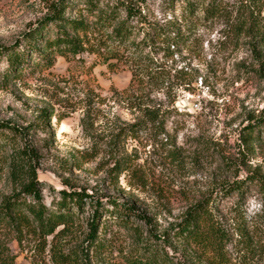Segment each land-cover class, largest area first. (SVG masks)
Returning <instances> with one entry per match:
<instances>
[{
  "label": "rangeland",
  "instance_id": "1",
  "mask_svg": "<svg viewBox=\"0 0 264 264\" xmlns=\"http://www.w3.org/2000/svg\"><path fill=\"white\" fill-rule=\"evenodd\" d=\"M51 1L0 0V49L21 39L46 15ZM99 1L106 5L111 0ZM125 1L140 7L149 21L175 20L185 33L169 59L173 87L167 94H153L163 109L172 110L164 115L163 130L116 138L118 129L133 123L137 113L118 94L128 87L131 69L124 64L111 68L105 62L113 53L110 42L103 54L83 53L70 60L57 56L50 68L36 66L34 57L22 76L2 81L0 121L19 127L21 143L38 154L35 165L47 206L59 199L63 188H84L148 218L149 223L130 215L125 222L114 219L106 231L100 226L102 246L92 249V264H135L144 253L143 243H156L155 236L181 222L194 204L211 199L214 217L229 235V262L264 264V250L249 251L238 242L240 216L235 215L239 202L247 223L261 213L264 199L258 186L245 184L241 200L238 192H227L233 181L255 173L264 176V126L245 131L249 123L264 118V39L258 30L264 29V8L250 22L258 10L242 0H224L223 12L214 17L201 8L194 15L184 13L179 3L168 7L164 0ZM77 14L78 9L67 11ZM120 16L126 18L124 11ZM130 23L136 24V18ZM137 36L141 39L143 33ZM116 61L114 57L108 62ZM6 69L1 55L0 78ZM91 92L101 98L95 99L85 129V97ZM10 152L11 146L0 150V203L17 189ZM87 215L88 206L60 236L66 251L87 248ZM0 240L15 255V264H52L48 257L33 261V241L19 242L6 224L0 228ZM157 244L174 264H215L210 251L174 238L162 236Z\"/></svg>",
  "mask_w": 264,
  "mask_h": 264
},
{
  "label": "trees",
  "instance_id": "2",
  "mask_svg": "<svg viewBox=\"0 0 264 264\" xmlns=\"http://www.w3.org/2000/svg\"><path fill=\"white\" fill-rule=\"evenodd\" d=\"M164 1L168 7L179 3L181 10L190 15L201 8L211 17L223 12L226 4L224 0ZM242 1L258 10L259 15H251L250 22L261 16L264 0ZM77 9V15H67V11ZM121 11H124L125 19H121ZM132 18H136L134 25L130 23ZM258 30L264 39L263 27ZM142 33L143 37L137 38ZM184 34L175 20L167 19L165 23L149 21L142 15L140 7L135 8L125 0H111L106 5H101L99 0H52L46 15L37 20L21 39L0 49V56H5L7 61L0 86L9 77L22 76L25 68H31L30 61L34 57L36 66L50 68L57 56L70 60L80 59L78 56L83 53L103 54L101 51L106 49L108 42L113 43V53L105 58V62L111 68L124 64L131 69L128 87L118 94L137 113L133 123L118 129L116 138H137L151 128L163 130L164 115L172 112L163 109L153 94L161 90H166L167 94L173 87V67L169 65V59L176 53L172 47H177L184 40ZM114 57L117 58L116 63L108 62ZM262 71L264 74V67ZM100 96L91 92L85 97V129L87 120L95 112V99ZM258 126H264L263 117L249 123L245 131H254ZM250 136H245V142ZM23 139L19 127L10 121H0V150L11 146L8 161L12 178L17 183V189L0 203V228L3 224L10 226L21 243L23 240L33 241V261L45 262L48 257L52 264H92V249L102 246L100 226L106 231L114 219L125 222L124 218L130 215L149 223L147 217L134 212L127 204L117 199H104L84 188H63L59 191V199L47 206L35 165L38 154L27 143H21ZM247 183L256 184L264 199V176L258 173L245 181L229 183L227 192H238L241 200ZM213 200H201L194 204L181 222L172 224L160 238L155 236L156 243H143L144 253L135 259V264H174L170 255L157 244L162 236L166 240L174 238L197 249L210 251L215 264H232L225 253L229 235L214 217ZM87 206V248L81 246L66 251L59 241L60 236L76 222ZM235 212L236 216H240L238 242L249 251L264 250V204L261 213L248 223L240 202ZM0 264H15V255L1 240Z\"/></svg>",
  "mask_w": 264,
  "mask_h": 264
}]
</instances>
